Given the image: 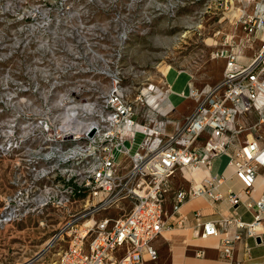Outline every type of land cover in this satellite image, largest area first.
I'll use <instances>...</instances> for the list:
<instances>
[{
	"label": "built area",
	"instance_id": "built-area-1",
	"mask_svg": "<svg viewBox=\"0 0 264 264\" xmlns=\"http://www.w3.org/2000/svg\"><path fill=\"white\" fill-rule=\"evenodd\" d=\"M209 1L224 6V18L235 32L222 33L223 40L215 42L210 57L223 60L221 77L190 88L187 97L194 107L182 121L167 117L174 106L163 110L171 89L163 91L152 82L123 85L116 68L107 73L109 87L85 88L90 95L80 102L72 95L79 91L67 92L66 102L72 106L66 107L65 115H22L23 129L28 131L20 135L16 147L25 149L19 163L25 179L36 185L42 179L60 177L69 189L60 202L69 205L75 202L72 196L81 194L85 205L77 219L91 217L78 228L71 224L67 246L54 261L41 264L155 260L152 241L172 226L168 218L178 213L184 201L224 197L218 187L228 175L210 174L214 160L222 155L227 157L225 167L244 184L253 219L244 222L232 216L202 221L195 213L193 236L223 234L220 253L233 260L242 233L256 239L264 231V191L256 200L250 197L255 179L264 171V0ZM199 169L208 173L199 183L185 176ZM178 172L186 184L173 191L168 212L165 203ZM43 191V200L57 193L51 185L43 186ZM225 197L232 207L241 202L238 193L230 191ZM121 201L130 203L128 211L94 219V214ZM231 222L238 231L221 233V227ZM244 250L248 255L249 246ZM203 254L204 250L196 252ZM233 264L253 263L234 260Z\"/></svg>",
	"mask_w": 264,
	"mask_h": 264
},
{
	"label": "rangeland",
	"instance_id": "rangeland-1",
	"mask_svg": "<svg viewBox=\"0 0 264 264\" xmlns=\"http://www.w3.org/2000/svg\"><path fill=\"white\" fill-rule=\"evenodd\" d=\"M226 12L209 0H0V264L51 263L67 246L71 224L78 228L91 218L77 219L83 195L60 202L69 190L60 177L36 185L25 179L19 164L25 149L16 147L28 131L22 115L59 118L72 106L67 92L79 91L72 95L80 102L90 95L85 88L109 87L107 73L116 68L123 85L171 89L174 104L182 90L188 105L167 116L182 121L194 107L190 88L221 77L224 62L210 53L222 33L235 32ZM226 162L225 155L216 158L212 173L221 174ZM173 182L186 184L179 172ZM47 185L57 193L43 200ZM129 208L121 201L94 219Z\"/></svg>",
	"mask_w": 264,
	"mask_h": 264
},
{
	"label": "crops",
	"instance_id": "crops-1",
	"mask_svg": "<svg viewBox=\"0 0 264 264\" xmlns=\"http://www.w3.org/2000/svg\"><path fill=\"white\" fill-rule=\"evenodd\" d=\"M176 102L173 112L183 104L188 105L186 104V100L179 95H177ZM190 111L186 115H188ZM212 170L210 171L211 175H228V178L218 187L224 197L217 201L210 200L207 197L188 198L184 201L178 213L168 218V223H172V226L164 229L162 233L152 241V245L157 251V258L155 260L146 258L144 264H233L234 260L241 262L249 260L253 264H264V231H261L256 239L247 237L242 233L241 241L235 245L233 260L224 258L220 253V239L223 234L207 238L193 236L192 230L195 222V213L199 214L202 221H221L226 218L231 219L232 216L244 222H250L253 219V208L249 209L246 206L250 198L243 192V182L233 174L229 167H224L221 174L218 172L213 174ZM185 176L195 179L193 175L187 174ZM202 177L203 176H201V178ZM199 180L195 179L196 182ZM177 186L178 185L172 181L170 192L167 195L165 203V209L168 212L171 207L173 191ZM254 187L255 190L251 192L250 197L256 200L262 191H264V171H260V174L254 181ZM230 191L240 195L241 202L236 207H232L225 197ZM236 231H238V229L234 222L221 227V233L230 235ZM245 245L249 246L248 255L244 250ZM198 250H204V254L196 255Z\"/></svg>",
	"mask_w": 264,
	"mask_h": 264
},
{
	"label": "bare ground",
	"instance_id": "bare-ground-1",
	"mask_svg": "<svg viewBox=\"0 0 264 264\" xmlns=\"http://www.w3.org/2000/svg\"><path fill=\"white\" fill-rule=\"evenodd\" d=\"M211 42H212V40H211ZM180 90H178V92H177V94L176 95H179L180 94ZM184 92V91H183ZM184 94H186L185 92H184ZM173 107L174 106V103H173V101L170 99L169 100V102L166 104V106L163 108V110L165 111V110H168L170 107ZM204 172H205V175H204ZM193 175L194 176V178L196 179V180H199L200 178H201V176H206V175H208V173L206 172V171H204L203 169H199V170H194V171H192V172H190V173H185V175ZM201 180V179H200ZM200 180L198 181V183L200 182Z\"/></svg>",
	"mask_w": 264,
	"mask_h": 264
},
{
	"label": "water",
	"instance_id": "water-1",
	"mask_svg": "<svg viewBox=\"0 0 264 264\" xmlns=\"http://www.w3.org/2000/svg\"><path fill=\"white\" fill-rule=\"evenodd\" d=\"M90 134H92V132Z\"/></svg>",
	"mask_w": 264,
	"mask_h": 264
}]
</instances>
